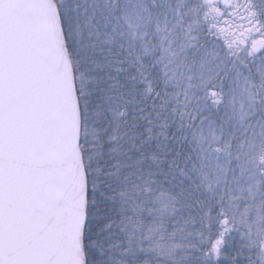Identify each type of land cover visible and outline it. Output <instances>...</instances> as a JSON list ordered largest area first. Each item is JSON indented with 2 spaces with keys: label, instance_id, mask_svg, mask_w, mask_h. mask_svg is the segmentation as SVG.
Wrapping results in <instances>:
<instances>
[{
  "label": "snow or ice",
  "instance_id": "1",
  "mask_svg": "<svg viewBox=\"0 0 264 264\" xmlns=\"http://www.w3.org/2000/svg\"><path fill=\"white\" fill-rule=\"evenodd\" d=\"M0 264H264V0H0Z\"/></svg>",
  "mask_w": 264,
  "mask_h": 264
}]
</instances>
